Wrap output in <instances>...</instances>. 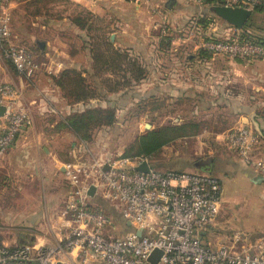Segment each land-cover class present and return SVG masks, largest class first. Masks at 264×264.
I'll return each mask as SVG.
<instances>
[{"label": "crops", "instance_id": "obj_1", "mask_svg": "<svg viewBox=\"0 0 264 264\" xmlns=\"http://www.w3.org/2000/svg\"><path fill=\"white\" fill-rule=\"evenodd\" d=\"M59 1L63 2L62 5L64 4L65 14L71 11L75 13L74 9L78 8L95 15L100 23L109 19L116 26V29L113 30L116 31L110 36V42L112 41L115 49L132 50L138 57L145 58L143 66L149 73L150 81L152 78L150 84L153 103L158 99V95L163 93L166 94L168 100L175 99L186 103L198 101V103L203 102L208 105L215 103L228 106L226 116H243V125L249 122L250 116H253L250 108L246 106V97L243 94L235 99L236 96L228 93L229 88H233V81L235 82L233 73H237V75L242 73L243 76L246 74V66L242 63L246 60L216 58L206 51L194 48L190 54L186 53L187 63H185L181 61L183 53L179 51L167 50L164 54H159L154 49L145 46L148 40L144 31L148 29L149 22L152 20L149 18V5L159 9L164 8L169 12H173V9L175 10L178 5L180 12L204 11L193 0H175L173 6L168 5L169 0H150L151 3L148 5L132 0ZM24 4L25 2L22 0H12L9 4L10 27L13 36L18 33L19 37L26 40V42L20 43L24 44L31 52L37 50L41 56L50 57L49 66L44 72L48 74L51 72L50 75L53 73L58 75L66 70L91 73L94 62L90 39L84 36V33H80L70 18H62L63 15L59 16L60 18L47 16L48 13H54L53 9L48 7L50 10L47 11L39 2L28 4V8L34 9V13L30 15L29 10H25L27 6L23 7ZM220 21L227 31L235 29L224 21ZM20 23L23 32L34 30L42 33L46 38L45 41L36 40L32 44L31 37L25 39L20 36L18 31L21 29L18 28L17 31L14 28V25ZM69 33L73 35L70 36ZM16 36L15 40L18 37ZM112 36L113 39H111ZM71 40H73L72 44ZM160 56L167 58L164 62L165 66L167 61L172 62V65H183L185 67L184 74L181 75L183 79L179 77V80L174 81L160 80L159 84L156 76L160 73L157 66ZM35 60L39 62L37 57ZM219 62L222 63L220 67H218ZM40 71L42 72V69ZM40 71L35 78L22 77L11 63L3 59L2 53H0V84H13L23 93L25 105L33 119L32 127L20 134L12 149L6 154L0 155V249L29 246L55 247L61 244L63 231L66 227L61 211L71 191L65 174L66 165L72 163L78 154L94 146V142L85 143L78 140L66 126L67 118L75 113L74 107L65 100L60 90H57L58 87L54 84L53 78V84H50L52 91L45 87L42 81L43 74ZM203 76L206 79L204 81L201 80ZM237 81L241 85H245L242 87H246L245 77ZM159 86L161 87L159 88ZM204 97H209L210 101L203 100ZM263 141L260 140L253 153L254 157L261 160H263L261 158L263 156V148L261 149ZM104 158L108 160L112 157L104 156ZM238 160L241 163L240 171L232 172L230 179L237 177L245 181L251 193L246 196V228L242 227V229L233 226V222L240 223L242 218L234 217L232 222L227 211V201L223 197V182L221 183L220 179L215 176L218 172L215 163L212 160L200 162L199 165H196V168L199 169L197 172H189L212 175L220 181L222 186L223 201L219 217L214 225L207 227L202 232L204 242L212 247H217L235 231L246 233L247 245L259 238H264V191L262 190L264 180H260L263 176L247 167L239 157ZM205 162H210V165ZM202 163H204L203 166H201ZM155 165L154 162L156 168ZM166 168L172 167L167 165ZM184 168L182 167L177 172H188ZM252 189L255 191L254 193L251 192ZM100 201L106 202L101 196L95 195L92 198L91 207L94 205L96 210L100 206L103 207L104 204H101ZM104 206L107 213L111 215V232L114 235L125 234L131 230L128 222L118 210L113 206L112 208ZM102 212L104 211L102 210ZM61 264L83 263L77 259L76 254H72L68 256L65 263ZM88 264L98 263L92 257Z\"/></svg>", "mask_w": 264, "mask_h": 264}, {"label": "built area", "instance_id": "obj_2", "mask_svg": "<svg viewBox=\"0 0 264 264\" xmlns=\"http://www.w3.org/2000/svg\"><path fill=\"white\" fill-rule=\"evenodd\" d=\"M149 3L150 0H133ZM204 7L209 0H193ZM218 6L254 12L261 0H211ZM0 0V51L16 72L31 79L40 64L23 46L17 45L10 27L8 7ZM157 14L156 9L152 14ZM165 34V31H163ZM228 41H207L203 47L212 57L230 60L264 58V46L241 39L239 31ZM163 37V36H162ZM0 155L32 127L33 119L23 93L13 84H0ZM229 148L240 160L264 177V162L253 156L260 136L242 127L226 135ZM148 165L150 171L136 168ZM108 167V169H107ZM71 191L61 211L66 227L61 244L55 247L1 248L0 264H61L76 254L83 264L92 257L98 264H149L156 250L163 253L159 264H264V238L246 243V233L234 232L217 247L206 244L202 232L215 224L222 209V186L212 175L159 171L152 156L104 159L91 148L74 157L65 168ZM120 212L131 230L114 235L110 217L91 207V187ZM142 236H138V232Z\"/></svg>", "mask_w": 264, "mask_h": 264}, {"label": "rangeland", "instance_id": "obj_3", "mask_svg": "<svg viewBox=\"0 0 264 264\" xmlns=\"http://www.w3.org/2000/svg\"><path fill=\"white\" fill-rule=\"evenodd\" d=\"M22 1L25 2L23 7L25 8L27 6L25 10H29L30 15L34 13V9L32 8L31 10V7L28 8V4L39 2L47 11L50 10L48 7L53 9L54 13H48L47 16L56 18V16L59 17L63 15L64 17L62 18H70V21H72V24L74 23L73 25L80 33H84V36L90 39V47L91 44H99V41H110V36L116 31H113L116 29V26L109 21V19H105L100 23L95 15L81 9L77 8L74 9L75 13L71 11L65 14V9L63 8L64 4L62 5L61 3L63 2L59 0ZM141 3L143 2L139 4ZM150 3L149 1V3L146 4L148 5ZM148 7L150 13L149 18L152 20L149 22L148 29L144 31L148 40L145 46L149 49H154V51L159 52V54H164L167 50L179 51L183 53L181 61L185 63H187L186 53L190 54L192 49L198 48V50L205 51L203 45L207 41H228L239 31L238 29H231L230 32L227 31L219 19L212 17V12H207L208 14L204 11H196L195 13L180 12L179 5L175 10L173 9V12L166 11L164 8L159 9L156 6L149 5ZM153 9H156L158 13L152 14ZM75 20L83 21L85 28L81 29V27H78L74 22ZM251 20L255 25V28L250 30L253 37L258 36L259 38H264V6L263 11L254 13ZM14 28H16V30L18 28L21 29V23L14 25ZM227 28L229 27L227 26ZM163 31H165V34ZM18 32L19 35L23 36L25 39H30L31 37L33 40H30L32 44H34L36 40L43 42V40L45 41L46 39L42 33L34 30L23 32L21 29ZM17 34L14 35L16 36ZM69 35L71 36L73 34L69 33ZM15 36V44L23 45V47L26 48V46L22 44L26 42V40L18 35L15 40ZM111 39H113V36ZM72 41L73 40H71V44ZM26 49L31 54L33 52V57L36 55L35 57L39 60L38 63L42 69V72L40 71L44 78L42 81L45 87L52 91L50 87V84H53L52 78L60 74L55 75V73L52 72L53 75H50L51 72H49V74L44 72L47 66H49L50 57L45 58L41 56L40 52L37 50L31 52L28 48ZM126 52H128L132 59L138 60V62L144 65L145 58L138 57L132 50H127ZM161 56L158 57L159 62L157 65L160 73L156 76L159 84L161 83L160 80H179V77L184 74L185 67L183 65H172L170 61H167L165 66L164 62L167 58ZM216 58L228 59L226 57ZM242 63L246 66V74L243 76L242 73L239 75L233 73L232 76L235 82L233 81V88H229L228 93L236 96L235 99L242 94L246 97V106L250 108L253 116H250L249 122L245 125L242 123L243 116H226V109L228 106L216 105L215 103L214 105H208L203 102L198 103V101L186 103L176 101L175 99L168 100L166 94L163 93L162 95H158V99L153 103L151 99L152 87L150 84L152 78L150 81L148 72L145 79L141 80L140 83H135L131 72H129L128 75H125L124 72L115 75L106 73L101 75V77L94 78V64H92L91 73L85 72L83 75L86 76V78L93 76V78L88 80L92 86L99 87L96 98L89 100L85 104L72 105L75 114L82 113L92 107L108 108L115 111L116 117L113 125L97 129L94 133V139L91 142H94V146L91 148L92 152L99 153L103 158L104 156L107 158H125L136 154L140 137L146 135L150 131H159L162 128H174V130L186 131L188 136L177 138L172 141L154 158L155 164H166L170 165L172 168H166V166L157 169L161 171H179L182 167H185V171L197 172L199 170L196 168L197 164L199 165L200 162L212 160L218 171L215 176L220 179L221 183L223 182V197L227 201V211L232 218V222L234 217L242 218L240 223L233 222V226L237 229H242V227L246 228V196H249L251 193L245 181L237 177L235 179H230V174L232 172L240 171L239 166L241 163L238 160L236 152L229 148L225 137L234 130L246 127L257 133L260 136V140L262 139L263 141L264 120L262 118H264V116L260 115L264 112V58H251ZM218 65V67H220L222 63ZM228 76L230 78V75ZM243 77L246 78V87H242L245 85H241V83L237 81L242 80ZM181 79H183V77H181ZM201 80H206L205 76L201 77ZM120 84L121 86L128 84V86L117 92H109L110 89L116 88L117 85ZM160 87L161 86H159V88ZM258 89L260 91H257ZM57 90L60 89L58 88ZM60 92L65 100L69 101L65 97L63 91L60 90ZM203 100L210 101L209 97H204ZM262 144L261 149L263 148V156L261 158H263L262 161L264 162V141ZM205 164L210 165V162H205ZM203 165L204 163L201 164V166ZM262 190L264 191V185ZM251 192L254 193L255 191L252 189ZM100 202L101 204L107 205L108 208H112L111 204L104 201ZM104 205L103 207L100 206L98 210H103L111 219V215L107 213L108 211ZM93 208L96 209L94 205Z\"/></svg>", "mask_w": 264, "mask_h": 264}, {"label": "trees", "instance_id": "obj_4", "mask_svg": "<svg viewBox=\"0 0 264 264\" xmlns=\"http://www.w3.org/2000/svg\"><path fill=\"white\" fill-rule=\"evenodd\" d=\"M261 2V5L257 6L253 13H260L263 11L264 0H261ZM217 4L218 3L209 0L202 8H204V12L208 14L207 12H211L210 9ZM212 15V17L219 19L214 14ZM74 22L78 27H81V29L85 28L83 21L75 20ZM254 28L255 25L252 20H249L245 27L239 30L242 41L264 46V38H259L258 36L253 37L250 30ZM105 42L106 41H99V44H91V54L95 70L94 78L101 77V75L106 73L115 75L124 72L125 75H128V73L131 72L135 83H140L141 80L145 79L148 71L138 60L132 59L126 51L115 49L110 41ZM83 74V72L77 70H66L59 76L53 78L55 85L63 91L70 104H85L97 96L99 87L92 86L88 80L93 78V76L86 78ZM126 86H128V84L122 86L121 84L117 85L116 88L110 89L109 92H117L120 89H124ZM260 116H264V112H262ZM115 117V111L112 109L92 107L82 113H74L69 116L66 126L74 133L78 140L91 143L94 139L95 131L104 126L113 125ZM262 119L264 120V118ZM187 134L186 131L174 130V128H162L159 131H150L146 135L140 137L136 154L127 157L144 155L155 158L166 145L177 138L188 136ZM155 166L156 168H164L167 165L156 164Z\"/></svg>", "mask_w": 264, "mask_h": 264}, {"label": "water", "instance_id": "obj_5", "mask_svg": "<svg viewBox=\"0 0 264 264\" xmlns=\"http://www.w3.org/2000/svg\"><path fill=\"white\" fill-rule=\"evenodd\" d=\"M174 3H175V0H169L168 5L173 6ZM210 11L217 18H219L220 20L224 21L228 25L238 30L243 29L245 25L249 22V20H251L254 14L252 11H248L242 8H231V7H225V6H214L210 9ZM4 112H5V109L3 107H0V116H2ZM136 171L148 173L150 171V167L148 165H143L141 167L136 168ZM260 180H264V177H261ZM95 191H96V188L92 186L88 192V196L93 198ZM137 234L140 237L142 236L141 231H139ZM162 256H163V253L159 250H156L152 253V255L148 258L147 261L149 264H159V261Z\"/></svg>", "mask_w": 264, "mask_h": 264}]
</instances>
